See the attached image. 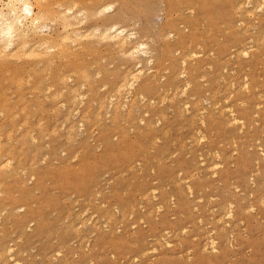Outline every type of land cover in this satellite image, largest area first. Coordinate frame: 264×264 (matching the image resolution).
Returning <instances> with one entry per match:
<instances>
[{"label": "rangeland", "instance_id": "1", "mask_svg": "<svg viewBox=\"0 0 264 264\" xmlns=\"http://www.w3.org/2000/svg\"><path fill=\"white\" fill-rule=\"evenodd\" d=\"M48 1L36 40L56 43L64 26L53 14L66 0ZM75 1L83 2L78 9L114 2L116 22L151 55L137 60L103 42L91 29L100 17L86 9L87 19L75 13L84 38L72 36L87 42L79 49L77 39L74 46L61 39L56 44L71 55H54L57 63L0 52V101L8 106L0 109V264H264V3L257 6L264 0ZM166 20L171 27L160 36L155 25ZM139 66L133 87H119ZM119 89L129 94L116 98Z\"/></svg>", "mask_w": 264, "mask_h": 264}, {"label": "bare ground", "instance_id": "2", "mask_svg": "<svg viewBox=\"0 0 264 264\" xmlns=\"http://www.w3.org/2000/svg\"><path fill=\"white\" fill-rule=\"evenodd\" d=\"M63 1V0H62ZM62 1L60 0V2L59 1H57L59 4L61 3L62 4ZM72 1V0H71ZM90 1V0H89ZM187 1V0H186ZM249 1V0H248ZM247 1V2H248ZM3 2V1H2ZM65 2V1H64ZM66 2H68L67 0H66ZM65 2V8L63 7V9L64 10H66V11H63V9H59V11H57V12H59V13H54L56 10H54L53 9V7H52V9H53V15H57L58 14V16H59V14L61 13V16L60 17H58V16H56V18H57V20L58 19H61V21L59 20V23H60V25H62V26H64V28H62V30L64 29V31H63V33H60L61 34V36L59 37V38H61L63 41H65V40H67V38L69 39L70 38V44H73L74 42H76V45L74 46V44H73V46L74 47H76L77 45L79 46V41L81 40V38L83 37L82 35H81V32H82V30L84 29L83 27H81V28H79L80 26V21L81 20H77V16H79L78 14L79 13H81L80 15L81 16H83L84 18H86L87 19V17L90 15V17L91 16H95V15H98V17L97 18H99L100 17V24H97V27H96V29L95 28H91V29H94V31L96 32V34L98 33L99 34V38H103L104 40H103V42L105 41V39L106 40H111L112 42H113V44L114 45H116L118 48H117V50L119 49L120 51H121V53H124V55H126L125 53L126 52H128L127 54L129 55V57L131 56V58H132V56L134 57V56H136V58H138L137 60H139L141 57H142V55H144L145 57H146V55L148 54V55H151L150 54V52L148 51V47H147V44H145L146 46H144V43L143 42H139L138 40H139V38H138V40H137V35H136V33L135 32H131V31H129V32H127L126 30H125V28L123 27V25L121 26V25H119L117 22H116V20H117V18L119 17L118 15H113L111 12H110V10H112V8H113V6H112V4L114 3H111V4H106V3H108V2H106L105 3V1L103 2V0L101 1V3L102 4H100L99 2L100 1H98L97 3H96V1H94L93 3L94 4H98L99 3V5L98 6H95L96 8H93V9H87L88 8V6H86L85 7V9L86 10H88V11H90L89 13H88V11H86L84 8L83 9H78L77 7H78V5L79 6H83V2L81 3H78V1H75L74 2V0L70 3L69 2V4H70V7L69 6H67L68 4ZM247 2H245L246 4H247ZM253 2H255V0L253 1ZM258 1H256L255 3H257ZM261 2V1H260ZM57 3V4H58ZM239 3H241V2H239ZM238 3V5H241V4H239ZM249 4H251L250 2H248ZM254 3V5H256ZM263 3H264V1H262L260 4H259V2H258V4H257V6L258 7H261V6H263ZM67 4V5H66ZM80 4H82V5H80ZM262 4V5H261ZM52 6V4H50L49 3V1L48 0H6L4 3H2V4H0V52H2L4 55H8V57H9V55H13V57H14V55H19L20 57H22L20 54H21V52L23 51V53L25 54V52H26V54H28V56H34V59H36L35 58V56H37V55H43V56H46L45 58H44V60H43V62H47V63H49L48 61H50V60H53L52 62L54 63V62H56L54 59H53V56L54 55H56L57 57H58V59H60V55L61 54H63L64 53V55L66 54V50H65V48L63 49L62 47H60L64 42L61 40V39H55L57 42L56 43H62V44H60V46L58 45V44H56V43H54V41H51V40H54L53 38H51L50 36H49V38L47 37L48 36V34H47V40H49L50 38V40L49 41H47V43H50V45L49 46H46L47 45V43L43 40V42H42V40H36V37H38L40 34H41V32H42V29L44 28V27H46L47 26V24H45V22H43L44 20H45V18L47 19V16L48 15H50L51 14V6ZM56 5V4H55ZM194 5H196V4H194ZM254 5H253V7H254ZM54 6V5H53ZM62 6H64V5H62ZM62 6H60V8L62 7ZM90 6H93V4L91 5L90 4ZM250 6V5H249ZM257 6H256V8H255V10L257 9ZM56 7H57V5H56ZM59 7V6H58ZM58 7H57V10H58ZM84 7V6H83ZM236 7H237V4H236ZM239 8H241L242 9V6H238ZM55 8V7H54ZM56 9V8H55ZM155 10V9H154ZM192 10V9H191ZM237 10V9H236ZM248 10V9H247ZM252 10V9H251ZM258 10H260V8H258ZM82 11V12H81ZM111 14H110V13ZM121 12V11H120ZM246 12H248L249 13V10L248 11H246ZM75 13L77 14V16L75 15ZM239 13V12H238ZM121 14H122V12H121ZM175 14V13H174ZM181 14V13H180ZM252 14H253V12H252ZM251 14V15H252ZM52 16V15H51ZM48 17H50V16H48ZM53 17V16H52ZM51 17V18H52ZM55 17V16H54ZM83 17H81V18H83ZM96 17V16H95ZM206 17V16H205ZM79 18H80V16H79ZM78 18V19H79ZM89 18V17H88ZM92 18H94V17H92ZM54 20H56L55 18H53ZM75 19L77 20V22H75ZM169 19V18H168ZM47 20H49V19H47ZM53 20V21H54ZM83 21H84V19H82ZM130 21V20H129ZM54 22H56V21H54ZM86 22V21H85ZM84 22V23H85ZM63 23V24H62ZM79 25H78V24ZM77 24V25H76ZM82 24V23H81ZM173 24V23H172ZM238 24V23H237ZM75 25L76 26H78V27H76L75 28ZM239 25V24H238ZM240 25H241V23H240ZM62 26H60V28L62 27ZM82 26V25H81ZM92 27H94V26H92ZM155 27H156V29L158 30V33L160 34V36H165L166 34H168V28H170L171 27V21L170 20H166V22L164 23V24H162V25H159V26H156L155 25ZM77 28H79V29H82L81 31H79V29H77ZM90 28V27H89ZM239 28V27H238ZM91 29H87V31H90ZM243 29V28H242ZM251 29H253V28H251ZM62 30H61V32H62ZM129 30H131V29H129ZM225 30V29H224ZM86 31V32H87ZM93 31V32H94ZM253 31V30H252ZM83 32H85V31H83ZM91 32H92V30H91ZM92 32V33H93ZM89 33V32H88ZM91 33V34H92ZM189 33V32H188ZM259 33V32H258ZM84 35H85V33H83ZM91 34H87V35H91ZM95 34V33H94ZM96 34L94 35L95 36V40L98 38H96ZM169 34H171V33H169ZM263 34V33H262ZM71 35V36H70ZM75 36V37H80L79 39H77V38H74L73 36ZM86 35V36H87ZM155 35V34H154ZM172 35V34H171ZM238 35V34H237ZM92 36V35H91ZM98 36V35H97ZM168 36V35H167ZM176 36V35H175ZM263 36H264V34H263ZM262 36V37H263ZM40 37V36H39ZM38 37V38H39ZM42 37V36H41ZM40 37V38H41ZM74 38V40L75 39H77V40H75L74 42H73V40H71V38ZM88 37V36H87ZM87 37H85V38H87ZM93 37V36H92ZM92 37H89V38H92ZM166 37V36H165ZM171 37V36H170ZM199 37V36H198ZM44 38V37H43ZM84 38V37H83ZM141 38H143V37H141ZM264 38V37H263ZM263 38H260V42L261 41H264V40H261V39H263ZM42 39V38H41ZM250 39V38H249ZM255 39V38H254ZM59 40H61V41H59ZM100 40V39H99ZM102 40V39H101ZM31 41H34V44H40V41L42 42V43H44L43 45H45V46H42V44H40V46H38L37 48H39V47H41V52H38V51H36V49H35V47H33V46H36V45H34L33 44V42H32V44L33 45H31V46H27L26 44L29 42V44H30V42ZM52 43H51V42ZM72 41V42H71ZM94 41V40H93ZM98 41V40H97ZM128 41L129 42H131V43H138V45L141 47V49H136L137 47H135V49H134V47H128L127 49L125 48L126 47V44H128ZM189 41V40H188ZM246 41V40H245ZM83 42V41H82ZM81 42V43H82ZM86 42H87V40H86ZM85 41L83 42L84 44L86 43ZM254 42H256V41H254ZM68 43V42H67ZM78 43V44H77ZM80 43V44H81ZM82 43V44H83ZM95 43H97V42H95ZM165 43H166V45L169 47V48H171L173 45H174V43H169L168 42V39L167 38H165ZM187 43H189V42H187ZM244 43V42H243ZM259 43V42H258ZM263 42H261V44H262ZM51 44H53V45H51ZM55 44V45H54ZM69 44V43H68ZM81 44V45H82ZM91 44V43H90ZM105 44H106V42H105ZM104 44V45H105ZM260 44V43H259ZM65 45H66V43H65ZM80 45V46H81ZM108 45V44H107ZM255 45V44H254ZM60 47V49L58 50V48H55V47ZM67 46V45H66ZM72 46V47H73ZM77 46V47H78ZM80 46H79V49H80ZM98 46V45H97ZM135 46H136V44H135ZM196 46H198V45H196ZM64 47V46H63ZM68 47V46H67ZM72 47L70 48V50L72 49ZM83 47V46H82ZM188 47V46H187ZM255 47V46H254ZM50 48H53V52H55V51H57L56 53H51L50 52ZM112 48V47H111ZM57 49V50H56ZM69 49V48H68ZM82 49V48H81ZM242 49V48H241ZM249 49H252V48H249ZM64 50H65V52H64ZM73 50V49H72ZM71 50V51H72ZM105 49H103V51H104ZM181 50V49H180ZM186 50V49H185ZM247 50V49H246ZM245 50V51H246ZM69 51V50H68ZM77 51H78V49H77ZM101 51V50H100ZM112 51V50H111ZM188 51V50H187ZM238 51H240V49L239 50H237L236 51V53H238ZM243 51V49L240 51V52H242ZM245 51H243L242 53H241V55H243V56H245L244 55V53H247V52H245ZM50 52V53H49ZM117 52H119V51H117ZM181 52V51H180ZM209 52V51H208ZM22 53V54H23ZM68 53V52H67ZM71 53V52H70ZM70 53H68V54H70ZM140 53V54H139ZM189 53V52H188ZM210 53V52H209ZM24 54H23V56H24ZM118 54H120V52L118 53ZM136 54H138V56L136 55ZM178 54V53H177ZM182 54H184V53H182ZM191 54H193L192 52H191ZM2 55V54H1ZM71 55V54H70ZM121 55V54H120ZM124 55H122V56H124ZM127 55V56H128ZM195 55H197V54H195ZM247 55V54H246ZM10 56V57H11ZM27 56V55H26ZM30 56V57H31ZM73 56V55H72ZM89 56V55H88ZM173 56H175V55H173ZM185 56V55H184ZM191 56V55H190ZM212 56V55H211ZM7 57V56H6ZM12 57V58H13ZM61 57H64L65 58V56H61ZM66 57H67V54H66ZM121 57V56H120ZM149 57V56H148ZM189 57V56H188ZM192 57V56H191ZM193 57H194V55H193ZM231 57V56H230ZM16 58V57H15ZM39 58V57H38ZM102 58V57H101ZM186 58H187V56H186ZM185 58V59H186ZM1 59V58H0ZM4 59V58H3ZM33 59V60H34ZM57 59V58H56ZM62 59V58H61ZM134 59V58H133ZM142 59V58H141ZM146 59V58H145ZM145 59H144V61H145ZM152 58H150V60H151ZM183 59H184V57H183ZM183 59H181V60H183ZM17 60H18V58H17ZM104 59L102 58V61H103ZM130 60H132V59H130ZM150 60L148 59V60H146V62L147 61H149L148 63H150ZM2 61H6V60H2ZM15 61V60H14ZM68 61V60H67ZM135 61V60H134ZM180 61V60H179ZM11 62V61H10ZM25 62V61H24ZM35 62V61H34ZM181 62V61H180ZM46 63V64H47ZM57 63V62H56ZM64 63V62H63ZM36 64H38V62L36 63ZM44 64V63H43ZM50 64V63H49ZM60 64H62V63H60ZM108 64H110V63H108ZM29 65H31V64H29ZM57 65V64H56ZM55 64H54V66H56ZM182 65V67H183V64H181ZM210 65V64H209ZM130 66V65H129ZM28 67V66H27ZM42 67H43V65H42ZM41 67V68H42ZM85 66H83V68H84ZM91 67V66H90ZM30 68H32V66H30ZM56 68V67H55ZM60 68H61V66H60ZM60 68H59V66H58V69L56 68V70H59L60 71ZM82 68V69H83ZM86 68V67H85ZM129 67H126V72H124V73H121V74H126L127 73V71L129 72V70L130 69H128ZM159 68V67H158ZM33 69V68H32ZM37 69V68H36ZM81 69V70H82ZM143 69V68H142ZM142 69H141V67L139 66V68L137 67V69L135 70V71H133V72H131V70H130V73L128 74L127 73V77H123V76H121L122 78H124V79H122L123 80V83H120V85L121 86H119V87H121V88H124V86H126V85H128L127 87H130V88H132L133 87V85L138 81V79H139V76H140V74L142 73L141 71H142ZM148 70L147 71H150V69L149 68H147ZM47 70H51V68H49V69H47ZM46 70V71H47ZM80 70V72H82ZM85 71H86V69H84ZM83 70V71H84ZM223 70V69H222ZM71 71H73V70H71ZM88 71V70H87ZM87 71L86 72H84L85 73V75L86 74H89V72L87 73ZM98 71V70H97ZM156 71H157V69H156ZM233 71V70H232ZM40 72V71H39ZM43 72V71H42ZM99 72V71H98ZM44 73V72H43ZM59 73H61V71L59 72ZM67 73V72H66ZM69 73V72H68ZM67 73V74H68ZM72 73V72H71ZM77 73V72H76ZM83 73V72H82ZM83 73V74H84ZM96 73V72H95ZM184 73V72H183ZM182 73V74H183ZM63 74H65V73H61V77L62 76H64ZM181 74V73H180ZM47 75H48V73H47ZM74 75H76L75 73H74ZM85 75H84V77H85ZM90 75V74H89ZM88 75V76H89ZM185 75V74H184ZM13 75H11V77H12ZM67 76H69V75H67ZM72 76V75H71ZM87 76V79L86 80H88V77ZM97 76V75H96ZM153 76V75H152ZM202 76V75H201ZM30 77V76H29ZM44 77H45V73H44ZM57 77V76H56ZM60 77V76H59ZM84 77H81L82 79L84 78ZM174 77H176V76H174ZM221 77V76H220ZM245 77V76H244ZM243 77V79H245ZM40 78H42V76L40 77ZM63 78V77H62ZM65 78H66V76H65ZM71 78V77H70ZM11 78L9 77V79L8 80H10ZM17 79V78H16ZM18 79H20V78H18ZM17 79V80H18ZM26 79H28V78H26ZM25 79V80H26ZM31 79V78H30ZM29 79V80H30ZM67 79V78H66ZM66 79H65V82H66ZM85 79V78H84ZM83 79V80H84ZM161 79V78H160ZM200 79V78H199ZM16 80V81H17ZM60 80H63V79H61L60 78ZM143 80V79H142ZM233 80V79H232ZM11 81H12V79H11ZM223 81V80H222ZM246 81V80H245ZM22 82V81H21ZM27 82V81H26ZM72 82V81H71ZM83 82V81H82ZM120 82H122V81H120ZM19 83V84H18ZM18 83H16V84H18V85H21L20 84V81L18 82ZM44 83V82H43ZM46 83V82H45ZM50 83H52V82H50ZM57 83H58V81H57ZM61 83L63 84V82L61 81ZM69 83V82H68ZM232 83V82H231ZM246 83V82H245ZM15 84V85H16ZM61 84V85H62ZM65 84V83H64ZM63 84V85H64ZM72 84V83H71ZM77 84V83H76ZM75 84V85H76ZM87 84V83H86ZM119 84V83H118ZM185 85H186V83H184ZM190 83H187V85H189ZM46 85H47V83H46ZM45 85V86H46ZM74 85V86H75ZM184 85V86H185ZM231 85V84H230ZM243 85V84H242ZM241 85V86H242ZM245 85V84H244ZM102 86H104V85H102ZM228 86V85H227ZM19 87V86H18ZM17 87V88H18ZM36 87V86H35ZM38 87V86H37ZM36 87V88H37ZM49 88H50V86H48ZM52 87H53V85H52ZM60 87V86H59ZM67 87V85H65V88ZM76 87V86H75ZM75 87H73V88H75ZM81 87V86H80ZM105 87V86H104ZM140 87V86H139ZM180 87V86H179ZM188 87V86H187ZM40 88V87H39ZM62 88V87H61ZM72 88V87H71ZM71 88H69V89H71ZM73 88L71 89V91H74L73 90ZM117 88H118V85H117ZM169 88V87H168ZM186 88V87H185ZM231 88H232V86H231ZM244 88V87H243ZM246 88V87H245ZM68 89V90H69ZM99 89H100V87H99ZM126 89H129V88H126ZM138 89H140V88H137L134 92H133V94H137L138 93ZM175 89V88H174ZM178 89V88H177ZM183 89H184V87H183ZM32 90V89H31ZM58 90H60V89H58ZM63 90V89H62ZM113 90H115V89H113ZM116 90H118V89H116ZM119 90H121V92H119V91H116L117 93H118V96L116 97V98H118L119 97V95H120V93H122L123 94V92H122V90H124L125 91V89H119ZM176 90V89H175ZM180 90V89H179ZM238 90V89H237ZM56 91V90H55ZM61 91V90H60ZM79 91V90H78ZM169 91V90H168ZM181 91V90H180ZM184 91H185V89H184ZM215 91V90H214ZM59 92V91H58ZM55 93V94H58L59 95V93ZM76 92H77V90H76ZM75 92V93H76ZM97 92V91H96ZM164 92V91H163ZM53 93V94H54ZM61 93V92H60ZM75 93H74V95H75ZM79 93V92H78ZM78 93H76L77 94V97H79L78 96ZM111 93H112V91H111ZM125 93H127V90L125 91ZM174 93V92H173ZM172 93V94H173ZM181 93V92H180ZM218 93V92H217ZM50 94V93H49ZM80 95H81V92L79 93ZM109 94V93H108ZM127 94H129V93H127ZM140 94V93H139ZM138 94V95H139ZM175 94V93H174ZM183 94V93H182ZM19 95V94H18ZM18 95H17V97H18ZM28 95H30V94H28ZM38 95V94H37ZM52 95V94H51ZM82 95H84L83 93H82ZM82 95H81V97L80 98H82ZM163 95V94H162ZM184 95H185V93H184ZM50 96V95H49ZM104 96V95H103ZM123 95H121V97H122ZM125 96V95H124ZM123 96V97H124ZM179 96H180V94H179ZM7 97V96H6ZM47 97V96H46ZM51 97V96H50ZM73 97H75V96H73ZM77 97H76V99H77ZM101 97V96H100ZM110 97V96H109ZM153 97V96H152ZM20 98H21V96H20ZM19 98V99H20ZM23 98V97H22ZM39 98V97H38ZM53 98V97H52ZM55 98V97H54ZM105 98V97H104ZM165 98V97H164ZM229 98V97H228ZM3 99H5V97H3ZM7 99V98H6ZM5 99V100H6ZM24 99V98H23ZM108 99V98H107ZM133 99V98H132ZM132 99L129 101V103L128 104H130V102L132 101ZM142 99V98H141ZM171 99V98H170ZM227 99V98H226ZM2 100V99H1ZM20 100H22V99H20ZM39 100V99H38ZM70 100V99H69ZM72 100H74L75 101V99H72ZM101 100H102V98H101ZM115 100V99H114ZM118 100V99H117ZM117 100H115V101H117ZM120 100V99H119ZM122 100H124V101H126V99L124 98V99H122ZM135 100V99H134ZM143 100V99H142ZM141 100V101H142ZM3 101V100H2ZM2 101H0V109L2 108H8V106H6V104L5 103H3ZM7 101V100H6ZM92 101H94V100H92ZM109 101H111V100H109ZM163 101V100H162ZM161 101V102H162ZM203 101V100H202ZM206 101V100H205ZM224 101V100H223ZM41 102H42V100H41ZM41 102H40V104H41ZM76 102V101H75ZM75 102H73V103H75ZM113 102V101H112ZM118 102V101H117ZM116 102V103H117ZM150 102V101H149ZM207 102V101H206ZM89 103V102H88ZM94 103V102H93ZM99 103H100V100H99ZM110 103V102H109ZM115 103V104H116ZM119 103V102H118ZM132 103V102H131ZM12 104V103H11ZM61 104V103H60ZM113 104V103H112ZM119 104H121V103H119ZM118 104V105H119ZM124 104V103H123ZM185 104V103H184ZM196 104V103H195ZM218 104V103H217ZM24 105V104H23ZM71 105H72V103H71ZM107 105H109V104H107ZM117 105V106H118ZM125 105V104H124ZM134 105V104H133ZM151 105V104H150ZM183 105V104H182ZM207 105V104H206ZM12 106V105H11ZM16 106V105H15ZM40 106V105H39ZM98 106H101V105H99L98 104ZM115 106V105H114ZM120 107H121V105H119ZM118 106V107H119ZM213 106V105H212ZM102 107V106H101ZM100 107V108H101ZM143 107V106H142ZM182 107V106H181ZM11 108V107H10ZM9 108V109H10ZM24 108V107H23ZM22 108V109H23ZM99 108V107H98ZM122 108V107H121ZM120 108V109H121ZM223 108V107H222ZM227 108V107H226ZM231 108V107H230ZM12 109V108H11ZM10 109V110H11ZM69 109H70V107H69ZM67 110V111H69L70 112V110ZM78 108H76V110H77ZM116 109H118V108H116ZM127 109V108H126ZM131 108H129L128 107V109L127 110H130ZM184 109H185V107H184ZM204 109V108H203ZM202 109V110H203ZM228 109V108H227ZM10 110H9V112H10ZM21 110V109H20ZM108 110V109H107ZM132 110V109H131ZM200 110V109H199ZM201 110V111H202ZM222 109H220V112H222L221 111ZM226 110V109H225ZM224 110V111H225ZM116 111V110H115ZM114 111V113L116 114V112ZM182 111V110H181ZM198 111V110H197ZM205 111V110H204ZM229 111H231V109L229 110ZM228 111V112H229ZM7 112H8V110H7ZM86 112V111H85ZM126 112V114H128L129 115V113L131 112V111H129V113H127L128 111H125ZM219 112V113H220ZM108 113H110V112H108ZM145 113V112H144ZM200 113V112H199ZM1 114V113H0ZM10 114V116H11V118H13L15 115H13V114H15V113H13V114H11V113H9ZM27 114V113H26ZM69 113L67 112V115H68ZM98 114V113H97ZM114 114V115H115ZM119 114V113H118ZM137 114V113H136ZM201 114V113H200ZM222 114V113H221ZM230 114H232V113H230L229 112V115ZM234 114V113H233ZM13 115V116H12ZM28 115V114H27ZM27 115H25V116H27ZM67 115H65V117L67 116ZM71 115V114H70ZM9 116V115H8ZM9 116V117H10ZM96 116V115H95ZM105 116H106V114H105ZM194 116V115H193ZM8 117V118H9ZM28 117V116H27ZM64 117V116H63ZM64 117V118H65ZM115 117V116H114ZM230 117L231 118H234V117H232V115H230ZM3 118V117H2ZM32 118V117H31ZM67 118V117H66ZM115 119H116V117H115ZM25 120V122L24 123H26V119H24ZM155 120V119H154ZM200 120V119H199ZM10 121H11V125H9V126H14V125H12L13 124V121L10 119ZM99 121V120H98ZM142 121V120H141ZM141 121H138V122H141ZM230 121H231V119H230ZM233 121V122H232ZM231 122L232 123H235V121H238V122H241L240 120H236L235 119V121H234V119L232 120ZM20 122V121H19ZM155 122V121H154ZM202 122V121H201ZM231 122H229V123H231ZM203 123V122H202ZM228 123V122H227ZM226 123V124H227ZM231 123V124H232ZM0 124H1V121H0ZM37 124V123H36ZM61 124V123H60ZM79 124H82V123H78V125ZM94 125H95V123H94ZM73 126V125H72ZM151 126V125H150ZM79 127H80V125H79ZM69 128H72V127H70L69 126ZM12 129V128H11ZM10 129V130H11ZM130 129V128H129ZM27 130V129H26ZM90 130V129H89ZM240 130V129H239ZM8 131V130H7ZM7 131H5L4 133L6 134V132ZM25 132V131H24ZM199 132V131H198ZM197 132V133H198ZM3 133V134H4ZM27 133V132H26ZM200 133V132H199ZM202 134V133H201ZM69 135V134H68ZM198 135V134H197ZM1 136V135H0ZM10 136V135H9ZM20 136V135H19ZM67 136V135H66ZM194 137V136H193ZM200 137H202L201 135H200ZM1 138V137H0ZM8 138V137H7ZM7 138H5V141H7L6 139ZM19 138V137H18ZM23 138H24V134H23ZM26 138V137H25ZM33 138V137H32ZM199 138V137H198ZM232 138V137H231ZM9 140H10V138H8ZM27 139V138H26ZM157 140V139H156ZM199 140H200V138H199ZM24 141V140H23ZM34 141H35V139H34ZM8 142H10V141H8ZM199 142V141H198ZM233 142V141H232ZM1 143H3L2 142V140H1ZM0 143V147H2L1 144ZM4 144V143H3ZM5 145H7V144H5ZM4 145V146H5ZM20 147V146H19ZM257 147V146H256ZM7 149H10V148H7ZM6 150V149H5ZM9 151V150H8ZM235 151V150H234ZM6 153H7V151H5ZM11 152V151H10ZM10 152H8V153H10ZM5 153V154H6ZM11 154H12V152H11ZM215 154H217V153H215ZM214 154V155H215ZM7 155V154H6ZM76 155V154H75ZM231 155V154H230ZM8 156V155H7ZM206 156V155H205ZM3 157V156H2ZM19 158V157H18ZM17 158V159H18ZM7 159V158H6ZM4 162H5V159L3 160ZM7 162L9 163L8 165H10V162H11V160L9 159V156H8V160L5 162L6 164H7ZM159 162V161H158ZM203 162V161H202ZM3 163V162H2ZM4 163V164H5ZM201 164V163H200ZM203 164V163H202ZM0 166H3V165H1L0 164ZM12 166V165H11ZM212 167H210V166H208V167H210V168H213L214 167V164L213 165H211ZM217 166V165H216ZM4 167H5V165H4ZM6 167H7V165H6ZM25 168V167H24ZM24 168H23V170H24ZM209 168V169H210ZM216 168V167H215ZM5 168H3V170H4ZM7 169V168H6ZM1 170V169H0ZM6 171L4 170V173H5ZM22 172V171H21ZM12 173H13V170H12ZM15 173V172H14ZM8 174V172H6V175ZM18 174V173H17ZM16 173H15V175H17ZM214 174V173H213ZM178 176V175H177ZM30 177H32V176H30ZM1 183H2V181H1ZM0 183V184H1ZM185 187H186V185H185ZM187 187H188V185H187ZM235 187V186H234ZM15 188V187H14ZM189 188V187H188ZM187 188V189H188ZM27 189V188H26ZM20 190V189H19ZM190 190V189H189ZM1 192V191H0ZM33 192V191H32ZM153 192V191H152ZM190 192V191H189ZM29 193V192H28ZM1 195V194H0ZM28 195V194H27ZM263 197H264V195H263ZM263 199V198H262ZM260 200V199H259ZM264 200V199H263ZM264 202V201H263ZM228 203V202H227ZM228 205H230V204H228ZM231 206V205H230ZM22 208V207H21ZM229 209H230V207H228ZM248 209V208H247ZM18 210V209H17ZM85 210V209H84ZM226 209L224 208V211H225ZM229 211V210H228ZM85 212V211H84ZM150 212V211H149ZM223 213V212H222ZM83 214V213H82ZM91 215V214H90ZM227 215L228 216H230L229 215V213H227ZM81 216V215H80ZM109 216V215H108ZM224 216H225V214H224ZM27 218H29V215H27V216H24L23 217V219L22 220H20V222H23V221H25ZM78 218V217H77ZM219 219H221V217L219 216ZM83 221V220H82ZM86 223V222H85ZM28 226V225H27ZM79 226V225H78ZM97 227V226H96ZM13 234V233H12ZM161 238V237H160ZM231 238V237H230ZM229 238V239H230ZM54 239V238H53ZM165 241V240H164ZM210 243H211V247L213 248V249H216V246H215V244H214V240L213 239H211L210 240ZM164 244H169V243H167V242H165ZM204 245H206V243L204 244ZM59 246H60V244H59ZM58 247V246H57ZM8 248V247H7ZM7 248H5L6 250H7ZM5 249L4 250H2L3 252L5 251ZM1 251V252H2ZM19 251V250H18ZM2 252V253H3ZM7 252V251H6ZM8 253H9V248H8ZM23 253V252H22ZM56 253V252H55ZM5 254H7V253H5ZM1 255H3V254H1ZM1 257V256H0ZM8 257V256H7ZM12 257V256H11ZM9 258H10V256H9ZM4 262H6V261H4ZM3 262V263H4ZM16 263H17V261H15ZM13 263V262H12ZM90 264H91V262H89ZM13 264H15V263H13ZM20 264V263H19Z\"/></svg>", "mask_w": 264, "mask_h": 264}]
</instances>
